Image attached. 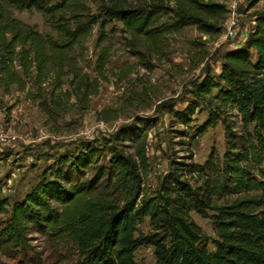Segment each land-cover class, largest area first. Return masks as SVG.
<instances>
[{
  "label": "trees",
  "instance_id": "trees-1",
  "mask_svg": "<svg viewBox=\"0 0 264 264\" xmlns=\"http://www.w3.org/2000/svg\"><path fill=\"white\" fill-rule=\"evenodd\" d=\"M52 1L0 0V84L5 89L14 85L24 91L28 84L40 89L50 75L60 88L61 80L71 75L75 91L86 96L90 83L70 53L84 47L89 27L98 22L101 29L109 20L119 22L133 41L142 38L150 43L155 39L150 35L155 16L161 10L175 14L176 29L193 24L208 36L219 32L216 26L228 13L224 0H111L99 21L89 15L82 0L50 5ZM9 7L40 11L49 20L51 32L43 35L21 23L7 11ZM57 14L61 16L54 21ZM103 40L101 34L99 44ZM106 59L101 51L103 66ZM193 98L185 111L175 113L184 124L200 101L207 102L210 119L198 135L212 127L221 112L235 110L244 124L254 125L252 136L264 157V13L255 17L244 44L224 54L218 81L207 75ZM133 142L134 155L114 153L109 169H100L89 179L84 172L94 168L92 164L97 166L92 152L71 161L59 160L61 165L50 169L49 178L13 205L10 223L0 228V247L22 249L25 230L31 226L47 235L57 250L55 264H137L134 253L142 245L154 248L156 264H264V194H246L219 207L209 181L197 192L181 180L200 175L197 165L189 161L175 163L167 180L152 192L142 179L146 134L137 133ZM230 151L226 166L238 174L242 153L232 158ZM191 208L201 215L216 213L214 250L201 243L204 237L188 217ZM144 218L152 232L137 240L136 225Z\"/></svg>",
  "mask_w": 264,
  "mask_h": 264
},
{
  "label": "rangeland",
  "instance_id": "rangeland-1",
  "mask_svg": "<svg viewBox=\"0 0 264 264\" xmlns=\"http://www.w3.org/2000/svg\"><path fill=\"white\" fill-rule=\"evenodd\" d=\"M82 1L89 15L99 21L102 9L111 2ZM236 1L237 27L232 37L226 36L228 13L216 26L219 32L208 36L193 24L176 29L179 24L175 14L161 10L155 16L150 33L155 39L150 43L142 38L133 41L114 20L105 22L103 29L100 22L91 25L84 47L70 53L90 83L86 96L75 91L71 75L61 80L60 88L52 75L40 89L28 84L21 91L14 85L5 89L0 84V228L10 223L13 205L49 178L50 169L61 165L59 160L71 161L92 152L97 166L92 164L94 168L84 172L89 179L100 169H109L114 153L134 155L137 133L146 134V173L142 179L152 192L167 180L175 163L189 161L197 165L200 175L182 176L181 180L200 192L209 181L219 207L246 194H264V157L252 136L253 124H244L240 115L230 110L221 112L217 122L198 135L210 119L206 101L199 102L187 124L175 115L193 103V91L207 75L218 81L224 54L244 44L253 31L255 17L264 13L262 0ZM230 2L224 0L226 7ZM7 11L40 34L51 32L49 20L40 11L10 7ZM67 17L64 15V19ZM101 34L104 40L99 44ZM101 51L107 57L104 66L99 62ZM232 147L236 149L231 152ZM229 151L232 158L242 153L238 174L226 166ZM215 215L211 211L201 215L192 208L188 214L208 250H214L212 242L218 239ZM151 232L149 220L144 218L136 225L134 238L142 240ZM25 238L22 249L0 247V264L58 261L57 250L47 235L28 226ZM134 260L137 264H156L154 248L140 246Z\"/></svg>",
  "mask_w": 264,
  "mask_h": 264
},
{
  "label": "built area",
  "instance_id": "built-area-1",
  "mask_svg": "<svg viewBox=\"0 0 264 264\" xmlns=\"http://www.w3.org/2000/svg\"><path fill=\"white\" fill-rule=\"evenodd\" d=\"M238 6V3L236 0H231L230 5L227 7L228 15H230V18L228 20L229 26H228V33L226 36L232 37L233 36V30L237 27V23L235 20V10Z\"/></svg>",
  "mask_w": 264,
  "mask_h": 264
}]
</instances>
